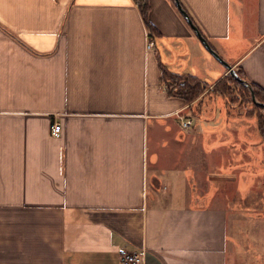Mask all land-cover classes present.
<instances>
[{"label":"crops","instance_id":"1","mask_svg":"<svg viewBox=\"0 0 264 264\" xmlns=\"http://www.w3.org/2000/svg\"><path fill=\"white\" fill-rule=\"evenodd\" d=\"M179 2L264 91V0ZM147 4L152 29L133 0H0V264H126L120 246L142 264H235L218 195L244 185L264 212V138L211 91L228 69L175 1ZM162 66L208 87L187 103Z\"/></svg>","mask_w":264,"mask_h":264},{"label":"rangeland","instance_id":"2","mask_svg":"<svg viewBox=\"0 0 264 264\" xmlns=\"http://www.w3.org/2000/svg\"><path fill=\"white\" fill-rule=\"evenodd\" d=\"M241 94H245L240 91ZM246 95H243L242 98L246 103V106H252V104L246 99ZM241 100V97H240ZM237 109L244 110L245 108L234 105ZM254 116L251 117V120H254ZM256 120V118H255ZM253 121H251L252 124ZM200 160L204 159L203 154L199 157ZM204 176H208L207 172H200ZM216 171H209L210 174H217ZM195 171H193V175ZM217 184L216 179H212ZM220 182V181H219ZM212 185V183H211ZM210 190L216 189L215 187L210 186ZM244 185H237L235 188L230 186L229 182H226L224 189L218 197L221 199V205L227 211L228 217V241L230 244V253L228 252V260L230 259L235 264H249L251 260H262L264 252L260 250L261 245V228L257 229V223L260 222L259 217L264 215L262 210L260 212L253 211L249 206L247 209V203L243 202L248 197L240 198L242 191H245ZM239 193V194H238ZM257 218V219H256Z\"/></svg>","mask_w":264,"mask_h":264},{"label":"trees","instance_id":"3","mask_svg":"<svg viewBox=\"0 0 264 264\" xmlns=\"http://www.w3.org/2000/svg\"><path fill=\"white\" fill-rule=\"evenodd\" d=\"M139 8L146 25L149 29H152L151 23L147 19V0H140ZM236 72L241 77L245 78L240 69H236ZM162 79L164 80L165 89L168 94L182 97L187 103L196 100L208 87L206 82L202 81L195 75L188 73H173L168 71L164 66H162ZM250 84L252 85L256 98L259 101L264 102V91L262 88L254 83ZM211 91L223 96L230 106L236 105L245 108L242 113L252 115L256 118L258 130L262 138H264V107L255 104L252 101L249 90L243 84L228 73L212 85ZM240 91L245 93L243 95H246V99L252 104V106H246V103L242 98L243 95Z\"/></svg>","mask_w":264,"mask_h":264},{"label":"water","instance_id":"4","mask_svg":"<svg viewBox=\"0 0 264 264\" xmlns=\"http://www.w3.org/2000/svg\"><path fill=\"white\" fill-rule=\"evenodd\" d=\"M176 6L178 7L179 11L183 14V16L186 18L187 22L190 24V26L192 27V29L195 31L196 35L198 36V38L200 39V41L204 44V46L221 62H223V64L226 66V68L228 69V73H230L237 81H239L241 84H243L250 93V97L252 99V101L255 104H258L260 106L264 107V102L259 101L256 96L254 95L253 92V88L252 85L250 84V82L246 79L241 77L236 70L227 62H225L219 55L218 53L210 46V44L206 41V39L204 38V36L200 33V31L198 30L197 26L194 24V22L192 21V19L190 18L189 14L187 13V11L183 8V6L181 5V3L179 2V0H174Z\"/></svg>","mask_w":264,"mask_h":264},{"label":"built area","instance_id":"5","mask_svg":"<svg viewBox=\"0 0 264 264\" xmlns=\"http://www.w3.org/2000/svg\"><path fill=\"white\" fill-rule=\"evenodd\" d=\"M136 5L140 4V0H133ZM153 40L149 39L147 41L146 46L152 47L153 46ZM183 125H189L190 119H184L181 121ZM61 124L54 121L52 122L50 126V133L54 136H58L60 134ZM119 254H120V261L122 263L126 264H142L143 263V256L144 254L142 252L138 251H130L124 246L119 247Z\"/></svg>","mask_w":264,"mask_h":264}]
</instances>
